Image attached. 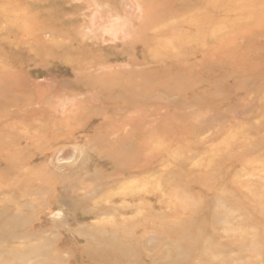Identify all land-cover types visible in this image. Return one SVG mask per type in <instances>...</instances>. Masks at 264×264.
Instances as JSON below:
<instances>
[{
  "label": "rangeland",
  "instance_id": "374dc122",
  "mask_svg": "<svg viewBox=\"0 0 264 264\" xmlns=\"http://www.w3.org/2000/svg\"><path fill=\"white\" fill-rule=\"evenodd\" d=\"M0 210V264H264V0H0Z\"/></svg>",
  "mask_w": 264,
  "mask_h": 264
},
{
  "label": "bare ground",
  "instance_id": "6f19581e",
  "mask_svg": "<svg viewBox=\"0 0 264 264\" xmlns=\"http://www.w3.org/2000/svg\"><path fill=\"white\" fill-rule=\"evenodd\" d=\"M80 96V95H79ZM49 132V131H48ZM59 139V138H58ZM57 139V140H58ZM54 140V139H53ZM56 141V139L54 140ZM2 149V148H1ZM100 151V150H99ZM8 152V151H7ZM114 152V151H113ZM115 153V152H114ZM99 155V154H98ZM109 158H113L110 162H114L113 166H115V169L119 170H123V169H127V164L125 162V159L123 157H126L125 154H121V153H115V154H106ZM117 157V158H116ZM121 172V171H120ZM5 213L3 211L0 210V235L7 234L5 237V240H13L15 239L14 235H12L10 233V228L14 225H21V226H25L24 221L19 217L18 214H11V216H5ZM4 215V216H3ZM10 215V214H9ZM80 233V232H79ZM85 234V233H84ZM82 234V236H87L86 234L84 235ZM81 235V234H80ZM22 237H25L24 235ZM1 238L3 239V236H1ZM87 239V245L89 247L92 248H97V245L99 244L97 239H90L88 238V236L85 238ZM116 242H111V241H105L104 244H99L98 246L101 247L103 249L104 254L106 255H110V256H116V258L120 259L117 262L116 261H100V258H97V264H125V260H124V256H123V251H121V243H117V245L115 244ZM10 247V246H9ZM2 249V248H1ZM101 251V250H100ZM3 262V261H2ZM5 263V262H4Z\"/></svg>",
  "mask_w": 264,
  "mask_h": 264
}]
</instances>
